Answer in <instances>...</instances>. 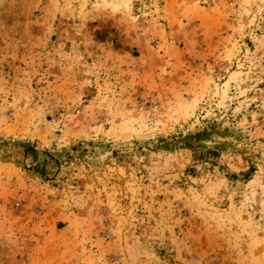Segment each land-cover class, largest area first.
I'll use <instances>...</instances> for the list:
<instances>
[{
    "label": "rangeland",
    "instance_id": "rangeland-1",
    "mask_svg": "<svg viewBox=\"0 0 264 264\" xmlns=\"http://www.w3.org/2000/svg\"><path fill=\"white\" fill-rule=\"evenodd\" d=\"M0 264H264V0H0Z\"/></svg>",
    "mask_w": 264,
    "mask_h": 264
}]
</instances>
